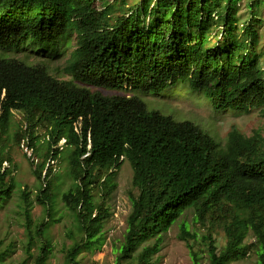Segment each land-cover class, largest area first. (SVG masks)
I'll use <instances>...</instances> for the list:
<instances>
[{"label":"trees","instance_id":"obj_1","mask_svg":"<svg viewBox=\"0 0 264 264\" xmlns=\"http://www.w3.org/2000/svg\"><path fill=\"white\" fill-rule=\"evenodd\" d=\"M240 1L0 0V206L17 185L14 145L23 146L38 181L34 191L18 187L25 252L36 248L35 264H48L53 252L43 226L59 200L75 230L65 264L100 248L125 160L136 192L116 264H155L163 236L189 210L179 238L193 264L251 255L264 264L263 140L234 129L221 145L188 121L148 111L138 95L181 83L216 112L264 111L263 48L255 16L240 24ZM71 38L57 75L48 65ZM27 50L36 61L11 57ZM35 203L46 214L39 227ZM12 249L0 243V264Z\"/></svg>","mask_w":264,"mask_h":264},{"label":"rangeland","instance_id":"obj_2","mask_svg":"<svg viewBox=\"0 0 264 264\" xmlns=\"http://www.w3.org/2000/svg\"><path fill=\"white\" fill-rule=\"evenodd\" d=\"M252 2L251 0H241L237 5L236 13L240 24L248 20L251 13L255 16L253 18H255L254 23L257 24L259 30V43L263 48L262 63L264 64V0H256V3H253V7L250 8L249 5ZM70 44L72 46H69L61 57L54 61L48 60L51 62L48 68L55 71L57 75L67 65L70 54L74 50V39H70ZM34 54L27 50L26 53L13 54L11 57L16 59L31 57L36 61L35 58L37 57L35 56L37 55L34 56ZM180 86L181 83L169 86L157 94L138 95L143 99L148 111H157L175 121H188L208 132L221 145L226 142L229 133L234 129L244 136L260 138L264 142V111H252L248 114L216 112L200 95H189V93L181 90ZM101 91L105 95L124 94L122 92ZM19 118V116H15V122ZM25 153L30 156V152L25 147L14 145L12 158L17 185L9 200L0 206V243L2 247L10 243L14 246L10 257L6 259L4 264H35V257L37 256L36 248H31L30 253L25 252L27 233L19 209L18 187H27L30 191H34L38 186V181L33 172L34 167ZM4 166L8 167V164L5 163ZM132 178V168L125 160L117 171L116 187L107 200L111 216L103 227V242L98 249L82 252L78 257L80 264H116L117 251L123 241L126 218L131 209L130 195L136 192L132 187ZM66 186L64 185V189ZM31 215L33 224L38 225V227L43 221H46L45 211L37 203L33 205ZM53 215V220L47 221V225L43 226L46 229V237L53 247L48 264H65V251L73 243V237L70 234L75 231L74 222L72 214L61 200L54 207ZM191 219L192 211H186L183 217L167 231L163 236L159 251L153 257L155 264H193L186 243L179 238L180 224L183 222L190 224ZM215 237L218 247H222L225 243L223 232L218 230ZM246 239L249 242L252 237L250 238L249 235ZM152 242L151 240L150 243ZM202 264H207L205 259L202 260ZM230 264H256V257L251 255Z\"/></svg>","mask_w":264,"mask_h":264}]
</instances>
